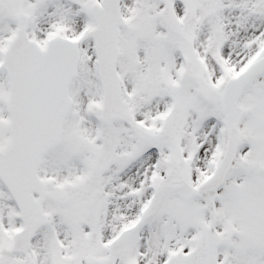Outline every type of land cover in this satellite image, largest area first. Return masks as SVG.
I'll list each match as a JSON object with an SVG mask.
<instances>
[{
	"label": "snow or ice",
	"instance_id": "obj_1",
	"mask_svg": "<svg viewBox=\"0 0 264 264\" xmlns=\"http://www.w3.org/2000/svg\"><path fill=\"white\" fill-rule=\"evenodd\" d=\"M0 264H264V0H0Z\"/></svg>",
	"mask_w": 264,
	"mask_h": 264
}]
</instances>
